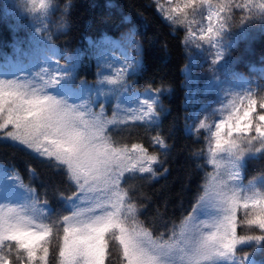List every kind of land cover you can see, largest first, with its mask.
I'll list each match as a JSON object with an SVG mask.
<instances>
[{"label":"trees","instance_id":"trees-1","mask_svg":"<svg viewBox=\"0 0 264 264\" xmlns=\"http://www.w3.org/2000/svg\"><path fill=\"white\" fill-rule=\"evenodd\" d=\"M212 1L221 10L223 36L230 44L213 70H201L200 81L210 76L222 79L224 75L219 70L225 68L229 73H241L256 79L255 96L259 99L264 95V79L252 67L264 66V8L261 7L264 0ZM36 2L38 7L39 0ZM47 2H50L51 8L44 16L27 12L31 0H0V58L19 45L21 50L30 54L29 61H32L35 60V53L30 51L31 47H41L45 43L58 47L69 56L70 63L75 64V72H67L59 86L79 88L82 96L75 102L68 101L66 96L64 98L69 104H84L85 119L98 118L102 121L106 142L129 147L133 143L140 144L149 154L157 156L159 162L151 165L155 175L126 173L121 186L132 195L133 203L139 209L138 222L152 233L153 241L181 245L188 218L198 201L209 191L218 190L221 182L227 179V154L218 156L217 164L211 163L209 150L215 146V141L207 138L200 124L190 134L185 131L187 111L183 106L186 91L183 68L193 51L186 19L194 12L195 6L190 5L167 20L159 13L153 0ZM236 4L248 6L236 7ZM34 17H39L41 23ZM102 35H131L140 45V63L122 77L127 90L121 83L108 84L105 77L121 78L108 69L94 46L86 49L87 38L95 41ZM19 56L22 57V54ZM37 73H40L39 70L34 69L29 75L17 77L31 90L43 84ZM146 90L152 91L158 99L154 105L157 117L151 122L132 121L127 109L129 96L134 91ZM216 91L228 93L229 90L216 83L213 91L201 93L199 97L207 99ZM230 98L235 99L233 96ZM89 108L90 113L87 111ZM113 118L128 119V123H107ZM235 136L236 133L233 134ZM157 137L164 146L155 143ZM0 162L12 166L16 179L11 186L16 195L0 199V205L6 208L29 204L32 195L29 189H32L41 199L48 200L47 209L56 212L64 207V200L59 194L70 196L75 190L73 182L62 170L53 166V161L2 134ZM261 172H264V159L252 160L246 165L244 184L250 180L259 184ZM223 216L222 205L216 225ZM243 217V209L238 210L237 234H251L240 223ZM255 234H260L258 229ZM110 251L107 264H121L118 242H110ZM243 251L251 249L243 246ZM242 255L243 252L237 253V256ZM251 260L255 264H264V251L257 248Z\"/></svg>","mask_w":264,"mask_h":264},{"label":"snow or ice","instance_id":"snow-or-ice-1","mask_svg":"<svg viewBox=\"0 0 264 264\" xmlns=\"http://www.w3.org/2000/svg\"><path fill=\"white\" fill-rule=\"evenodd\" d=\"M190 2L194 4L195 0ZM159 7L166 13L176 11ZM50 8L47 0H39L38 7L36 0H31L26 10L46 16ZM207 31L212 33L213 29L209 27ZM219 34L216 32L214 36ZM70 65L68 69L49 73L47 79L37 73L43 84L31 90L18 80L0 79V134L53 161V166L75 185L72 195L59 194L64 207L56 212L47 209L48 200L41 199L32 189L29 204L20 208L0 205V264H107L112 241L118 242L121 264H169L167 258L172 255V248L153 241L152 233L138 222L139 209L132 195L121 186L126 173L155 175L151 165L158 163V158L140 144L129 147L106 142L102 121L85 119L84 104L68 103L64 97L76 93L71 86L58 85L67 72H75L74 62ZM126 72L125 68L117 73L121 79L111 76L105 79L110 85L121 83L127 90L122 82ZM48 88L56 89L58 95L47 93ZM143 105L146 109L129 119L145 121L157 114L150 101H143ZM100 107L103 109L102 104ZM87 111L90 113L91 109ZM107 123L125 124L128 119L113 118ZM200 127H205L203 121ZM211 137L215 146L209 150L210 162L217 164L221 154L228 157L227 179L216 192L224 216L216 231L203 235L186 254L192 264H255L252 253L257 248L264 251V172L259 184L243 181L246 165L264 159V96L257 99L247 92L240 98V104L233 102L227 120L215 125ZM155 143L164 146L158 137ZM14 195L11 186H0V199ZM240 209L244 211L240 223L251 234H237ZM243 246L251 251H243ZM238 252L243 255L237 256Z\"/></svg>","mask_w":264,"mask_h":264},{"label":"rangeland","instance_id":"rangeland-1","mask_svg":"<svg viewBox=\"0 0 264 264\" xmlns=\"http://www.w3.org/2000/svg\"><path fill=\"white\" fill-rule=\"evenodd\" d=\"M153 1L157 4L159 13L167 20L190 5L195 6L194 12L188 14L186 19L188 39L193 43V51L183 69L186 81L184 107L187 111V120L185 129L190 134L195 126L203 121L205 135L214 141V138L211 137V131H215V125L221 120H227L232 111L233 102L240 104V98L245 96L247 92L255 94L258 86L257 81L236 72L229 73L225 68L219 70V73L224 75L222 79L210 76L205 81H200L201 70H213L214 65L221 61L228 44H230V42L225 41L223 36L224 27L220 15L221 10L212 0H195L194 4L190 0H171L170 3L168 0ZM159 5H163L165 9L175 8L176 11L166 13L161 11ZM37 21L41 23L39 19ZM209 27L213 29L212 33L207 31ZM216 32L220 34L214 36ZM202 36L204 39H201ZM210 37L214 38L210 39ZM93 46L107 64L108 69L114 74L125 68L128 71L140 63V45L134 41L131 35L122 37L105 35L96 42L90 39L86 40V49H91ZM31 48L30 51L35 53V60L31 62L25 60L28 59L29 61L30 54L21 50L18 45L14 46L13 50L3 58H0V78L16 77L13 80L21 82L17 76L29 75L34 69H38L46 77L49 73H55L56 70L69 68L70 62L67 55L58 47L45 43L41 47L34 46ZM20 53L22 57L19 56ZM218 54H220L219 59H217ZM45 69L48 70V73L43 72ZM253 69L258 70L260 77L264 79V66L253 67ZM216 83L228 89V93L216 91L214 96L200 99L199 95L213 91ZM58 87L62 86L58 85ZM72 90L76 95L66 97L68 101L75 102L81 98L82 91L78 88H72ZM45 91L58 95L56 89L48 88ZM230 96L235 97V99L233 100ZM145 100L150 101L153 105L156 102V98L152 96L151 92L133 93L129 97L127 109L130 117L139 114L142 108L146 109V106L143 105ZM244 102L246 103V100ZM155 119L156 115L144 122H151ZM216 192L217 190H211L206 193L194 207L188 218L181 245H167L173 250L172 255L167 258L169 264H192L190 255L186 253H190L195 248L203 235L215 231L217 217L222 206Z\"/></svg>","mask_w":264,"mask_h":264}]
</instances>
